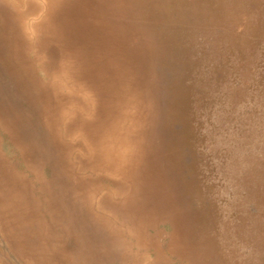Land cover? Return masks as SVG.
Returning a JSON list of instances; mask_svg holds the SVG:
<instances>
[{"label": "rangeland", "instance_id": "obj_1", "mask_svg": "<svg viewBox=\"0 0 264 264\" xmlns=\"http://www.w3.org/2000/svg\"><path fill=\"white\" fill-rule=\"evenodd\" d=\"M0 264H264V0H0Z\"/></svg>", "mask_w": 264, "mask_h": 264}]
</instances>
